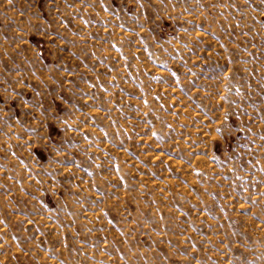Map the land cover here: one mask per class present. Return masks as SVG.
Returning a JSON list of instances; mask_svg holds the SVG:
<instances>
[{
	"label": "rangeland",
	"instance_id": "rangeland-1",
	"mask_svg": "<svg viewBox=\"0 0 264 264\" xmlns=\"http://www.w3.org/2000/svg\"><path fill=\"white\" fill-rule=\"evenodd\" d=\"M0 264H264V0H0Z\"/></svg>",
	"mask_w": 264,
	"mask_h": 264
}]
</instances>
